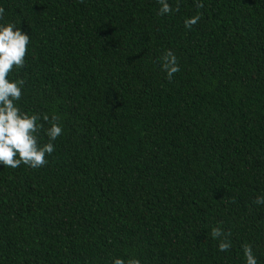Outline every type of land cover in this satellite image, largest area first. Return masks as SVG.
<instances>
[{"label": "trees", "instance_id": "obj_1", "mask_svg": "<svg viewBox=\"0 0 264 264\" xmlns=\"http://www.w3.org/2000/svg\"><path fill=\"white\" fill-rule=\"evenodd\" d=\"M0 7L31 38L18 106L41 146L53 114L63 129L47 165L0 164V264H246V243L264 264V0Z\"/></svg>", "mask_w": 264, "mask_h": 264}, {"label": "clouds", "instance_id": "obj_2", "mask_svg": "<svg viewBox=\"0 0 264 264\" xmlns=\"http://www.w3.org/2000/svg\"><path fill=\"white\" fill-rule=\"evenodd\" d=\"M161 5L159 15L171 14L179 11V0L173 8L168 0H158ZM203 3H197L198 8H203ZM5 9L0 7V20H3ZM201 19V14H197L184 21L185 27L191 30ZM31 43L30 35L16 27L15 23L0 24V164L6 168L16 169L23 163L33 169H38L47 165V156L55 150V141L62 135L63 129L59 123L60 117L53 114L50 127L46 134L49 142L39 143V133L43 124L40 115L23 112L18 106V102L23 97L22 89L26 81L24 79H10V74L14 69L25 67L28 46ZM162 68L167 74V79L172 80L174 75L180 71L177 56L167 50L163 55ZM44 121H49L45 115ZM254 203L264 204V197H256ZM230 232L225 233L221 227H213L211 237L218 240V248L221 252L228 251L231 246ZM243 253L246 264H258L250 244L243 245ZM113 264H141L138 259L115 258Z\"/></svg>", "mask_w": 264, "mask_h": 264}]
</instances>
